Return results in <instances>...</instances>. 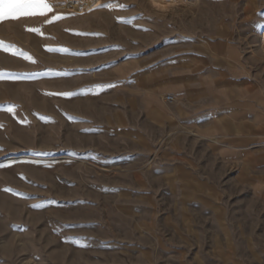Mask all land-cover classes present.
Listing matches in <instances>:
<instances>
[{
	"label": "rangeland",
	"instance_id": "1",
	"mask_svg": "<svg viewBox=\"0 0 264 264\" xmlns=\"http://www.w3.org/2000/svg\"><path fill=\"white\" fill-rule=\"evenodd\" d=\"M50 2L0 23V264H264V0Z\"/></svg>",
	"mask_w": 264,
	"mask_h": 264
},
{
	"label": "snow or ice",
	"instance_id": "2",
	"mask_svg": "<svg viewBox=\"0 0 264 264\" xmlns=\"http://www.w3.org/2000/svg\"><path fill=\"white\" fill-rule=\"evenodd\" d=\"M178 3V0H153V6L162 12H169L172 7H174ZM53 4L50 0H0V23L6 21H18L21 18L25 17H33V16H44L47 13L52 11ZM97 8H114L120 7L123 9H127V5H118V4H99L96 6ZM62 16L53 15L52 20L49 21H58L62 19ZM141 18H143L141 14ZM151 19V18H149ZM148 29H145L147 31ZM32 32H39V29L32 28L30 29ZM13 46L4 44L3 41H0V48H4L8 50ZM51 50V49H49ZM60 51H68L67 49H60ZM25 59L31 61V56H25ZM112 86V85H110ZM76 93H62L64 96H73ZM9 112L14 111V107H9L7 109ZM3 125H0L2 127ZM5 191L11 192L12 189L8 188ZM31 207H42V205H32Z\"/></svg>",
	"mask_w": 264,
	"mask_h": 264
},
{
	"label": "bare ground",
	"instance_id": "3",
	"mask_svg": "<svg viewBox=\"0 0 264 264\" xmlns=\"http://www.w3.org/2000/svg\"><path fill=\"white\" fill-rule=\"evenodd\" d=\"M153 3V0H151ZM81 5H88V6H92L93 4L96 3V0H80ZM259 37L260 40L262 42V44L264 45V28L259 32Z\"/></svg>",
	"mask_w": 264,
	"mask_h": 264
},
{
	"label": "built area",
	"instance_id": "4",
	"mask_svg": "<svg viewBox=\"0 0 264 264\" xmlns=\"http://www.w3.org/2000/svg\"><path fill=\"white\" fill-rule=\"evenodd\" d=\"M170 100H172V99L170 98Z\"/></svg>",
	"mask_w": 264,
	"mask_h": 264
}]
</instances>
